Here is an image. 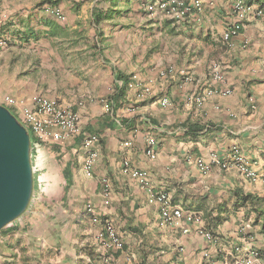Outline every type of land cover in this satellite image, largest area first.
Wrapping results in <instances>:
<instances>
[{"label":"crops","instance_id":"0c3cea01","mask_svg":"<svg viewBox=\"0 0 264 264\" xmlns=\"http://www.w3.org/2000/svg\"><path fill=\"white\" fill-rule=\"evenodd\" d=\"M159 1L51 0L39 29L36 11L25 12L20 24L3 23L5 35L43 34L53 57L38 68L52 80L36 74L34 91L19 92L17 100H56L78 113L82 134L33 146L32 195L26 211L0 231V264H102L96 235L106 221L124 242L112 264L129 257L133 264H243L251 251L259 254L254 264H264L262 179L247 182L215 166L203 175L195 164L210 152L226 159L236 145L264 173V0H248L251 11L229 42L222 37L235 20L234 0H202L200 11L178 22L147 11ZM258 9L262 15L254 17ZM213 64L223 74L219 83L211 79ZM169 68L173 73L159 77ZM0 86L1 97H13ZM143 87L149 94L139 99ZM209 89L231 93L204 96L200 107L191 101ZM186 127L200 129L186 134ZM85 134L98 137L91 177L82 171ZM148 139L155 140L153 160L145 155ZM124 160L146 173L148 188L122 173ZM148 189L166 192L197 220L161 226ZM246 195L262 203L245 202Z\"/></svg>","mask_w":264,"mask_h":264},{"label":"built area","instance_id":"2783aa9c","mask_svg":"<svg viewBox=\"0 0 264 264\" xmlns=\"http://www.w3.org/2000/svg\"><path fill=\"white\" fill-rule=\"evenodd\" d=\"M202 8V0H192L186 2V0H164L156 2L147 7V11L150 14L155 12L161 13L165 18H168L174 22L185 19L192 10L200 11ZM251 11V6L248 4V0H234L232 4V14L234 15L233 24L224 32V42L235 37L241 28V24L247 19L248 13ZM52 13L58 18L62 19L60 12L56 9ZM262 15L261 10H255L253 16L259 17ZM2 42H0V45ZM210 75L213 82L219 83L223 80V74L219 65L213 64L210 66ZM173 73L172 69H166L160 72L159 77L163 78ZM185 76V75H184ZM187 77V76H186ZM185 77V78H186ZM220 93L222 96H228L231 91L224 89L223 91H217V89H209L203 95H195L191 98V101L198 107L202 106L205 97H210ZM149 94V89L143 87L138 94V98L142 99ZM205 96V97H204ZM106 111L109 110L107 103L102 100ZM0 104L6 109H10L14 114L18 115L27 128L29 129L33 139L38 144H45L49 141H53L56 144H62L67 139L76 137L82 134L80 127V116L78 113L72 111L66 106L60 105L56 100L43 97L41 95L34 96L29 105L24 104L17 99L10 96H0ZM158 104L165 108L169 105L167 98L159 100ZM82 147L86 151L82 163V171L86 177H91L93 165L98 158V149L96 144L98 137L95 135H82L81 138ZM124 146L129 148L131 142H125ZM155 140L148 139L145 155L150 159H155ZM195 164L200 172L205 175L209 172L211 166L217 167L221 171L228 169H234L245 181L254 183L260 178L264 182V173L260 174L255 162H250L242 154L238 146H232L230 154L226 159L220 158L216 153L210 152L207 159L197 158ZM122 173L127 174L138 182L143 188H148L147 175L143 171L132 169L128 161L122 162ZM39 189L42 190L43 185ZM149 190L148 203L157 205L159 207L160 225H177L181 221L192 222L195 221L193 215L184 213L180 208H177L171 204L170 196L164 191L152 192ZM197 220V219H196ZM93 219V222H96ZM203 236L208 241H214L213 237L208 233H203ZM96 241L98 242L103 254L106 256L102 264H112L108 259L112 257L114 252H121L124 248V242L122 237L117 232L116 228L111 222H104L102 224L101 231L96 235ZM259 259V254L255 251L250 252V256L243 264H254ZM126 264H133L132 257L126 260Z\"/></svg>","mask_w":264,"mask_h":264},{"label":"rangeland","instance_id":"374dc122","mask_svg":"<svg viewBox=\"0 0 264 264\" xmlns=\"http://www.w3.org/2000/svg\"><path fill=\"white\" fill-rule=\"evenodd\" d=\"M49 1L51 0H0V29L3 23L20 24L23 21H27L29 17L25 19L23 14L29 11H36L37 16L33 17L35 22L33 20L29 22H33L38 29L41 28L40 21H42L43 15L40 13L43 12L42 8L45 7L44 9H47L46 7L49 5L47 2ZM41 3L44 4L40 6ZM13 5H18L19 7L15 8L14 12L12 11ZM0 42H2L0 45V85H3L11 96L18 99L19 92L24 95L28 92L30 93V90L33 92L34 87L32 86L36 84V74H41L42 77L52 80L53 76L50 71H46L43 68L38 71L39 63L43 66L45 64L44 61L53 59L49 48L45 45L43 36L37 41L30 42V45L19 46L17 40H15V34H3ZM18 79L24 80L20 89L17 87L18 83L14 86V82L18 81ZM21 102L26 104L25 101L21 100ZM15 116L21 121L18 115L15 114ZM22 124L26 126L23 122Z\"/></svg>","mask_w":264,"mask_h":264},{"label":"water","instance_id":"95a60500","mask_svg":"<svg viewBox=\"0 0 264 264\" xmlns=\"http://www.w3.org/2000/svg\"><path fill=\"white\" fill-rule=\"evenodd\" d=\"M32 190L29 134L0 104V231L26 211Z\"/></svg>","mask_w":264,"mask_h":264},{"label":"trees","instance_id":"16d2710c","mask_svg":"<svg viewBox=\"0 0 264 264\" xmlns=\"http://www.w3.org/2000/svg\"><path fill=\"white\" fill-rule=\"evenodd\" d=\"M47 3H51V1H49V2H47ZM44 3H41L40 4V6L41 5H43ZM96 22H97V20H96ZM2 30L0 29V39H2L3 38V34L4 33H2L1 32ZM40 35H42L43 36V34H38V33H35V32H29V31H26V30H24V31H21V32H19V33H17V34H15V40H17V42L20 44V45H22V44H24V45H28V44H30V42H32V41H37L40 37ZM123 91L124 90H122V89H119L118 90V93L116 94V96L115 97H118V98H121V97H123ZM115 97H111L112 98V100H114V98ZM14 116H15V114L13 113V111L12 110H10V109H8ZM16 117V116H15ZM17 118V117H16ZM23 125V124H22ZM24 126V125H23ZM24 128L27 130V132H28V134H29V139H30V154H31V152H32V149H33V146H35V145H37L38 143L33 139V137H32V135H31V133H30V131H29V129L26 127V126H24ZM200 128H198V127H186L185 128V130H186V134H193V132H195V131H198ZM31 163V162H30ZM32 168V167H31ZM244 201L246 202V201H250V202H254V203H258V204H261L262 203V201L260 200V199H258V198H254L253 196H251V195H246V196H244ZM262 207H264L263 205H262ZM263 209V208H262ZM255 210L256 211H259V208H257V207H255ZM263 227H264V225H263Z\"/></svg>","mask_w":264,"mask_h":264}]
</instances>
